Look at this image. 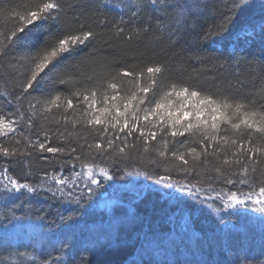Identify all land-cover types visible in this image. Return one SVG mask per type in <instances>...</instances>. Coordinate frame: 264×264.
I'll return each instance as SVG.
<instances>
[{"label":"snow or ice","instance_id":"snow-or-ice-1","mask_svg":"<svg viewBox=\"0 0 264 264\" xmlns=\"http://www.w3.org/2000/svg\"><path fill=\"white\" fill-rule=\"evenodd\" d=\"M245 6L228 0L198 39L232 34ZM128 7L135 10L125 20L110 19L101 0H9L0 6V197L47 192L79 204L136 159L162 169L156 179L180 193L264 213V80L247 94L233 91L232 81L229 87L217 83L219 70L233 63L255 65L264 76V58L233 62L198 52L197 61L217 74L197 70L173 79L169 60L139 45L150 36L162 40L165 31L171 42L195 21L193 5L133 0ZM156 12L164 16L154 18ZM37 27H44L41 37L18 51ZM247 28L251 32L242 27L237 39L259 36L264 45V22L259 32L254 23ZM98 42H114L121 58L98 57L92 49ZM20 206L8 209L10 220L27 218L16 217ZM71 249L63 241L53 247L59 255L49 252L39 264H90Z\"/></svg>","mask_w":264,"mask_h":264},{"label":"trees","instance_id":"trees-1","mask_svg":"<svg viewBox=\"0 0 264 264\" xmlns=\"http://www.w3.org/2000/svg\"><path fill=\"white\" fill-rule=\"evenodd\" d=\"M8 2L0 0V6H7ZM101 2L107 4L110 19L123 16L127 20L131 11L135 10L128 7L133 0ZM186 2L193 5L195 21L190 20L178 35L172 36L171 42L165 31L162 40L150 36L139 45L141 51L147 48L159 54V58L169 60L173 66L171 78L195 75L197 70L208 75L217 74L208 73L207 66L197 61L198 52L230 58L233 62L244 58L259 62L264 58V45L259 36L245 41L243 38L238 40L235 35L242 27L251 32V28H247L250 22L256 25L259 32V25L264 22V0H240L246 6L238 10L232 34L210 41L198 39L197 34L214 22L228 0ZM163 16L162 12L154 13V18ZM194 28L196 31L192 30ZM43 32L44 27L28 31L18 51L36 42ZM177 40L179 43H174ZM92 49L100 58H121L114 42L111 47L98 42ZM127 63L133 61L129 58ZM2 72L3 69H0ZM219 73L217 83L221 87H229L228 82L232 81V90L241 94L256 92L264 80V76L255 70V65L241 64L237 67L233 63L229 68L220 69ZM168 79L165 78V84ZM2 85L0 81V90ZM3 103L0 100V104ZM124 166L129 171L117 173L113 183L123 186L133 181L138 191L131 204L121 210L126 211V216L117 220L109 217L101 221L102 218L97 215L96 202L92 199L105 189L104 183L91 194L90 199L85 194L79 204L52 199L47 192L35 195L25 193L19 199L7 201L0 197V264H39L49 252L59 255L53 247L59 248L63 241L72 245L74 258L79 259V255H83L90 264H264V213L248 208L239 211L228 209L219 202L213 205L205 203L203 198L196 199L187 193H180L176 188L159 182L156 175L158 172L164 174L162 169L145 161L130 159L120 165ZM135 167L140 168L139 173L131 170ZM124 187L121 195L129 198L133 188ZM13 204L21 205L14 209L16 217H27L22 220L35 222L43 229L45 238L41 245H37L32 237L13 235L15 222L22 221L8 217V209ZM128 215L130 218H126ZM183 225L186 230L181 229ZM30 256L37 259H30Z\"/></svg>","mask_w":264,"mask_h":264},{"label":"rangeland","instance_id":"rangeland-1","mask_svg":"<svg viewBox=\"0 0 264 264\" xmlns=\"http://www.w3.org/2000/svg\"><path fill=\"white\" fill-rule=\"evenodd\" d=\"M109 184V185H108ZM112 184V185H111ZM104 190H102L101 194H99L96 197H93L92 200H95V205H96V210H97V215H99L100 218H102L101 221H105L109 217L113 220L119 219V217H125L126 216V211L122 212L121 210L124 209V206L130 205L131 201H133V196L136 195L138 189H136L137 184H135L133 181H130L128 183H124L123 186H121L118 183H113V180L110 182H104ZM108 185V187H107ZM124 186L133 188L129 192V198H123V195H121V192L125 188ZM128 188H126L127 190ZM125 190V189H124ZM132 192V193H131ZM105 194V195H104ZM132 196H131V195ZM229 209V208H228ZM238 211L240 209H245L244 207H237L236 208ZM249 210H253L251 208H248ZM254 211V210H253ZM122 212V214H121ZM256 212V211H254ZM132 213V212H131ZM131 215V214H130ZM126 218H130L128 215ZM17 223V224H16ZM15 231L13 235L16 236H23L26 238H33L35 240L37 245H41L42 241L44 240V235L41 234V228L40 225L35 223V222H30L24 220L15 222ZM181 229L186 230L183 227ZM16 238V237H15Z\"/></svg>","mask_w":264,"mask_h":264},{"label":"water","instance_id":"water-1","mask_svg":"<svg viewBox=\"0 0 264 264\" xmlns=\"http://www.w3.org/2000/svg\"><path fill=\"white\" fill-rule=\"evenodd\" d=\"M109 185V184H108ZM108 185H107V187H108ZM105 195V194H104Z\"/></svg>","mask_w":264,"mask_h":264}]
</instances>
